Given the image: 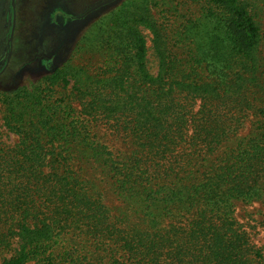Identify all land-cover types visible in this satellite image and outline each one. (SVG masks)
I'll use <instances>...</instances> for the list:
<instances>
[{"label": "trees", "instance_id": "obj_1", "mask_svg": "<svg viewBox=\"0 0 264 264\" xmlns=\"http://www.w3.org/2000/svg\"><path fill=\"white\" fill-rule=\"evenodd\" d=\"M149 3L128 2L111 15L108 29L98 26L101 63L93 73L67 63L50 67L29 88L3 94V124L18 141L11 148L0 142V247L8 251L13 238L19 242L1 264L52 260L54 245L69 233L117 237L115 248L107 244L103 251L108 258L123 254L127 264H251L254 247L234 212L237 202L258 199L264 183L262 32L236 0H211L209 43L189 44L183 58L169 42L172 31L162 32L149 14ZM141 26L152 35L155 75L146 69ZM80 78L79 112L69 101L40 103L39 83L53 94L58 82ZM247 107L252 132L223 145ZM97 119H113L133 152L109 151L92 135ZM74 147L86 153L73 154ZM223 147L188 171L190 154ZM83 158L113 175L125 201L122 218L110 220L75 174L74 161Z\"/></svg>", "mask_w": 264, "mask_h": 264}, {"label": "rangeland", "instance_id": "obj_2", "mask_svg": "<svg viewBox=\"0 0 264 264\" xmlns=\"http://www.w3.org/2000/svg\"><path fill=\"white\" fill-rule=\"evenodd\" d=\"M102 1L105 0H13L11 10V0H0V142L4 146L13 147L18 138L3 124L8 102L3 94L29 88L32 83L51 74L50 67L58 68L70 63L77 67H88L89 72L93 73L100 65L101 58L97 46L100 36L98 26L108 29L111 25L109 22L111 15L133 0H116L84 16L87 10ZM209 1L211 0H150L149 14L158 27H161L162 32L164 29L172 31L170 36L167 34L169 42L171 45L178 44L180 49L177 52L183 58L189 44L194 46L198 43L197 46L201 47L200 44L209 43ZM236 2L248 10L262 32L258 55L264 64V0ZM139 28L146 43V69L149 74L155 75L158 64L152 47V35L142 26ZM79 43L82 45L79 51H76V45ZM82 83L81 78L70 80L66 86L58 82L53 94L52 91L47 92L50 97L45 92L43 83H39L40 103L56 101L64 104L69 101L74 112H79L83 99L78 87ZM246 113L240 118L234 133L230 135L231 140L222 143L223 145H230L252 132L255 120L253 109L247 107ZM113 123V119L109 121L97 119L92 123V135H95L113 154L127 157L135 147L131 146V142L122 131L117 132ZM224 148H218L216 153L209 155L190 154L193 150L183 149L182 153L190 154L192 165L188 171L199 168L204 158L214 159ZM72 151L76 155H80L81 152V156L82 153H86L80 147H74ZM72 168L80 180L86 182L84 185L87 186L89 193L97 200L100 199L108 211L110 220L123 217L125 201L108 168H102L88 158L74 161ZM259 192L261 196L254 201L237 202L234 212L239 230L247 235L249 244L254 247L251 264L264 261V183L261 184ZM86 237L87 235L81 237L77 233L64 234L60 236L59 244L54 245L52 260L49 256L48 260L43 258L39 262L32 260L26 264H111L107 262L108 259L125 260L124 264L129 263L123 254H113L108 258L109 254L103 251L107 244L114 249L116 241L118 242L117 237H109L107 234L99 240ZM17 241L19 242L18 238L11 240L12 244L8 251L0 247V264L4 259L14 255Z\"/></svg>", "mask_w": 264, "mask_h": 264}, {"label": "water", "instance_id": "obj_3", "mask_svg": "<svg viewBox=\"0 0 264 264\" xmlns=\"http://www.w3.org/2000/svg\"><path fill=\"white\" fill-rule=\"evenodd\" d=\"M114 1H116V0H105V1H103V2H101V3H99V4H97L96 6H94L92 9H90V10L86 13V15H88V14H90L91 12H93V11L99 9L100 7H103V6H105V5H108V4H110V3L114 2Z\"/></svg>", "mask_w": 264, "mask_h": 264}, {"label": "flooded vegetation", "instance_id": "obj_4", "mask_svg": "<svg viewBox=\"0 0 264 264\" xmlns=\"http://www.w3.org/2000/svg\"><path fill=\"white\" fill-rule=\"evenodd\" d=\"M102 2H103V1H102ZM100 3H101V2H100ZM98 4H99V3H98ZM96 5H97V4H96ZM96 5H95V6H96ZM10 7H11V10H12V8H13V0H11V2H10ZM93 7H94V6H93ZM93 7H92V8H93ZM92 8H90V9H92ZM100 8H101V7H100ZM90 9H89V10H90ZM89 10H87V11L84 13V16L86 15V13H87ZM93 12H94V11H93ZM51 18L53 19V16H51ZM54 18H55V17H54ZM71 19H72V18L70 17L69 21H71Z\"/></svg>", "mask_w": 264, "mask_h": 264}]
</instances>
